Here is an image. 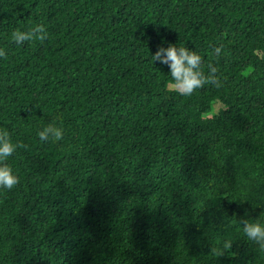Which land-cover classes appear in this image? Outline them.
<instances>
[{
    "label": "trees",
    "instance_id": "1",
    "mask_svg": "<svg viewBox=\"0 0 264 264\" xmlns=\"http://www.w3.org/2000/svg\"><path fill=\"white\" fill-rule=\"evenodd\" d=\"M169 43L222 86L168 91ZM0 49V264H264V0H0Z\"/></svg>",
    "mask_w": 264,
    "mask_h": 264
},
{
    "label": "clouds",
    "instance_id": "2",
    "mask_svg": "<svg viewBox=\"0 0 264 264\" xmlns=\"http://www.w3.org/2000/svg\"><path fill=\"white\" fill-rule=\"evenodd\" d=\"M12 41L17 45H22L25 41L38 40L43 42L48 38V33L43 24H36L28 31L16 29L12 32ZM222 46L214 47L213 53L219 56ZM6 52L0 49V57H6ZM153 62L167 65L170 73V82L168 91L174 92L180 96H191L196 90L205 85H212L216 88L221 87V81L217 76V69L209 64L207 74L201 70L203 63L201 55L195 51H190L187 47H177L169 43L167 48L157 47V50L151 57ZM40 141L48 142L60 141L63 139V130L53 124L45 126L38 132ZM23 143H13L10 134L4 130L0 131V188L11 190L19 184V177L13 174V169L7 163L8 157L12 156L17 148H26ZM243 234L248 240L258 245L261 251H264V226L259 222L249 223L243 221ZM232 247L231 240L223 242L222 249L213 248L214 255H223L224 251Z\"/></svg>",
    "mask_w": 264,
    "mask_h": 264
}]
</instances>
